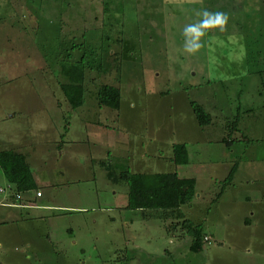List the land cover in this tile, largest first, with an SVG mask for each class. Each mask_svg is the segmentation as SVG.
<instances>
[{
  "label": "rangeland",
  "instance_id": "obj_1",
  "mask_svg": "<svg viewBox=\"0 0 264 264\" xmlns=\"http://www.w3.org/2000/svg\"><path fill=\"white\" fill-rule=\"evenodd\" d=\"M205 10L227 14L223 31L210 26L186 37ZM186 41L201 47L189 53ZM67 54L68 62H85L84 100L75 109L59 87ZM101 84L119 88L118 109L97 105ZM190 100L209 112V125L197 124ZM4 126L52 151L44 162L55 168L46 177L52 189L57 184L55 203L70 201L67 185L82 194L71 203L88 208L37 218L48 238L23 264H264V0H0ZM141 142L150 170L196 178L182 209L211 236L201 251H190V236L166 231L170 219L125 206L128 186L113 177L127 168L123 150L134 154ZM175 143H185L187 163L158 162L155 155L171 156ZM75 164L81 168L71 170ZM232 164L235 186L218 198Z\"/></svg>",
  "mask_w": 264,
  "mask_h": 264
},
{
  "label": "trees",
  "instance_id": "obj_2",
  "mask_svg": "<svg viewBox=\"0 0 264 264\" xmlns=\"http://www.w3.org/2000/svg\"><path fill=\"white\" fill-rule=\"evenodd\" d=\"M69 57L70 54H67V59L60 64L59 74L63 79L59 82V87L70 107L75 109L84 100L85 62L82 58L79 61L68 62ZM100 62L97 63L96 68L102 72ZM95 92L97 105L118 109L120 105L118 87L101 84ZM189 105L200 125L210 123L211 115L201 104L190 100ZM66 131L67 126L64 127V134ZM174 160L176 163L187 161L186 147L183 143L174 145ZM0 167L8 182L14 186L16 193L35 187L25 155L10 150L0 151ZM236 167L237 164H233L227 177L221 181L222 188L230 183ZM107 175L109 179L112 177L111 172ZM113 180L115 182L120 180L128 186L126 207L139 210L143 217L165 221L170 219L166 227L168 233L175 234L179 240L184 236H190L189 249L192 252L203 249L206 237L202 232V223H194L186 217L181 208L182 205L189 204L195 194L194 178L179 177L176 172L131 173L128 169H124L119 172V176L113 177Z\"/></svg>",
  "mask_w": 264,
  "mask_h": 264
},
{
  "label": "crops",
  "instance_id": "obj_3",
  "mask_svg": "<svg viewBox=\"0 0 264 264\" xmlns=\"http://www.w3.org/2000/svg\"><path fill=\"white\" fill-rule=\"evenodd\" d=\"M10 117H12V115ZM210 123L206 125H209ZM197 124L201 126L198 122ZM5 126L3 128H0V151L10 150V151L19 152L25 155L35 187L27 191L17 192L20 194V198L19 199L15 198L14 194L16 193L15 192L16 190L14 189V186L8 182L2 168L0 167V170H1L0 188L4 189L3 191H0V264H23L24 261L26 262V260H29L31 258V254L27 255L28 250L29 251L35 250L36 244H40L38 239H40V237L48 238L47 236L49 234L48 231L46 233L43 232V235H41L40 232L35 228L34 222H36L37 218L43 219L45 216H48L50 218L53 217V218L58 219V218H61L62 216H66L68 214L67 212L75 211L78 213H82L84 211H87L88 208H85V206H81L79 204L71 203L73 200V197L78 198L80 199V202L81 201L83 202V200H81L82 194L77 190H76V193H74L73 192L74 190H71V188H69L67 185L65 186L66 191L64 192H66L65 196L70 201L67 204L65 202L55 203V201H58V198H57L58 196H56L57 184L54 183L53 185H56V186L53 187L52 189L53 182H49L50 180L46 178L47 176L49 177L51 173L55 174V172H52L53 170H55V168L54 166L51 167L52 165L45 166V162H44V160L48 156H50L49 154H51L50 152L52 151L50 150L49 152H45V151L41 152L40 147L35 148L34 144L30 143L33 141L32 140L29 141L30 139H28L27 135H25V138L22 139V137L19 134L12 132V130L9 127H5ZM202 126H205V125H202ZM4 128H5V131L1 132ZM56 138L57 137H55V140H53L55 141V147H56ZM120 140L121 139L117 136L116 143H119ZM207 140L211 142V139H207ZM46 141L48 142V140ZM60 144L61 145L63 144L62 140ZM176 144H180V143H175L172 145V155L171 156L163 157V155L159 153L158 155H155L157 157V161L159 162V160L166 159L176 165L184 164V163H176L174 160V145ZM183 144L185 145V143ZM158 151L161 152V150H158ZM42 153L43 154L46 153V154L43 155ZM53 153H54L53 157H56L57 155L56 150ZM122 153L124 157L128 159L127 168H124V169H128L131 173L176 172L179 177L194 178V177H190L186 175H180L177 172V170L163 171V172H159V171L155 172V171L150 170L149 167H147V161L148 162H152V161H150L151 158L147 159L148 157L147 151L145 150L142 142L140 143L138 150H134V154L129 152L128 149H125V151L123 150ZM105 155L107 156V153H105ZM134 155L135 157L138 156L136 160L131 159ZM149 156L154 157V155L151 153L149 154ZM38 159H40L39 163H38ZM187 161H188V157H187ZM187 161L185 163H187ZM40 163L41 165L38 167L36 164L39 165ZM35 166L38 167L36 170L33 169ZM79 166L81 168L80 164H75L73 165L71 170L76 171V169ZM231 167L232 166H230L228 170L225 171L226 174L223 178L219 179L220 181H222L223 179L227 177V175L230 172ZM68 171H70V169ZM58 173L59 172L56 171V174ZM211 175L213 176L215 175V173H212ZM211 175L210 177H212ZM233 175H232V179L229 185H227L226 187L231 186V185L235 186V184L233 183ZM215 178L217 179L216 176ZM4 179L6 180L5 184L1 183V180L3 182ZM194 180H195V188H196L197 180L196 178H194ZM43 187H46L48 191L46 189H45L46 191H44ZM49 189L51 190L49 191ZM223 189L225 188L221 187L220 191L222 192ZM37 192H40V195L37 196L36 194ZM221 192L218 198L221 197L222 195ZM249 198L250 197H247V200H249ZM84 200L86 201L87 199L84 198ZM127 201H126V204H127ZM212 204L214 205L215 208H217L219 204L218 200H215ZM39 211H42L45 214H40L42 212H39ZM61 212H64L65 214ZM50 218H49V222H51ZM192 221L194 222V220ZM251 221L252 220H250L249 216H246L244 219V223H248L249 225ZM194 223H202V222H194ZM25 229H26L25 233L22 234L23 230ZM20 230H22V232H19ZM67 230L72 232L71 227H69ZM205 237H206V240L208 239L207 242H209V240L211 239V236L205 235ZM17 243H19V245L21 246L23 245V247H21L20 250H17V246H16Z\"/></svg>",
  "mask_w": 264,
  "mask_h": 264
},
{
  "label": "clouds",
  "instance_id": "obj_4",
  "mask_svg": "<svg viewBox=\"0 0 264 264\" xmlns=\"http://www.w3.org/2000/svg\"><path fill=\"white\" fill-rule=\"evenodd\" d=\"M203 15L207 17V19L203 20L198 26H187L184 29L185 36L187 37L189 34H192V37L199 38L204 35V32L201 29L210 27V26H220L221 31H223V25H225L228 21V16L226 13L216 12L209 13L207 10L204 11ZM201 47L200 43H192L187 42L184 45V50L192 53L197 51Z\"/></svg>",
  "mask_w": 264,
  "mask_h": 264
},
{
  "label": "built area",
  "instance_id": "obj_5",
  "mask_svg": "<svg viewBox=\"0 0 264 264\" xmlns=\"http://www.w3.org/2000/svg\"><path fill=\"white\" fill-rule=\"evenodd\" d=\"M3 190H4L3 188H0V191H3ZM36 194H37V196H38V195H40V192H37ZM14 196H15V198H17V199L20 198V194H19V193H15Z\"/></svg>",
  "mask_w": 264,
  "mask_h": 264
}]
</instances>
